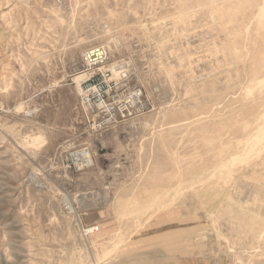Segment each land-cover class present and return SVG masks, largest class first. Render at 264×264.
Returning a JSON list of instances; mask_svg holds the SVG:
<instances>
[{
  "label": "rangeland",
  "instance_id": "374dc122",
  "mask_svg": "<svg viewBox=\"0 0 264 264\" xmlns=\"http://www.w3.org/2000/svg\"><path fill=\"white\" fill-rule=\"evenodd\" d=\"M101 44L145 109L95 131ZM0 264H264V0H0Z\"/></svg>",
  "mask_w": 264,
  "mask_h": 264
},
{
  "label": "built area",
  "instance_id": "2783aa9c",
  "mask_svg": "<svg viewBox=\"0 0 264 264\" xmlns=\"http://www.w3.org/2000/svg\"><path fill=\"white\" fill-rule=\"evenodd\" d=\"M107 64L108 50L104 45H93L84 51L85 80L81 86L80 100L87 111L88 124L95 131L103 130L119 120L134 118L145 109L141 89L127 87V76L115 77ZM87 149L77 147L67 150L66 165L75 171L91 167L93 162ZM81 231L87 238L97 231V226L88 224Z\"/></svg>",
  "mask_w": 264,
  "mask_h": 264
},
{
  "label": "bare ground",
  "instance_id": "6f19581e",
  "mask_svg": "<svg viewBox=\"0 0 264 264\" xmlns=\"http://www.w3.org/2000/svg\"><path fill=\"white\" fill-rule=\"evenodd\" d=\"M106 47V46H105ZM107 48V47H106ZM117 68H118V65H117ZM110 69H112V72H113V75L115 76V77H122V75L123 74H121V75H119L118 73L120 72V70H118L116 73H115V71H114V67L113 66H111L110 67ZM117 75H119V76H117ZM80 94H81V89H80ZM87 152H88V155H89V157L91 158V160H92V162H93V158L91 157L92 155H91V153H90V150L89 149H87ZM68 155V151H65V153H64V160H65V158H66V156ZM97 226V225H96ZM98 226H97V230H98ZM95 233V232H94ZM91 234H93V233H91ZM91 234H89V236L91 235Z\"/></svg>",
  "mask_w": 264,
  "mask_h": 264
}]
</instances>
